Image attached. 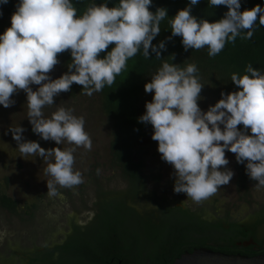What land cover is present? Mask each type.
Segmentation results:
<instances>
[{
    "label": "clouds",
    "instance_id": "9594fccd",
    "mask_svg": "<svg viewBox=\"0 0 264 264\" xmlns=\"http://www.w3.org/2000/svg\"><path fill=\"white\" fill-rule=\"evenodd\" d=\"M200 2L189 0L169 21L167 40L181 37L185 51L207 48L214 58L226 44L234 45L238 37L252 40L264 26V7L259 4L241 11V0H208L209 6L227 8L223 18L209 22L191 14ZM8 3L0 0V6ZM109 3L93 2L78 15L74 0H18L11 26L0 34V106H14L12 97L25 92L32 133L56 145H74L46 150L38 142L25 141V128L8 130L21 158L39 157L47 163L44 172L51 177L47 182L51 197L58 195L57 186L83 183L82 173L74 171V153L80 147L91 151L92 140L85 119L73 110L58 107L45 118L43 109L55 105V98L73 84L82 86L87 96L111 87L141 50L145 59H150V50L162 59L166 50L164 41L152 43L168 17L166 8L150 11L153 0H118L112 7ZM65 52L71 56L68 71L53 79L49 74L60 63L58 54ZM198 73L196 64L163 62L144 86L145 93L154 95L139 122L152 126L151 139L158 142L161 159L174 169V193L200 204L228 185L234 172L227 167L226 152L245 165L246 175L258 182L257 189L264 188V70L249 63L243 75L233 72L230 79L237 90L221 92V99L206 112L198 104L204 88ZM33 85L39 87L33 91ZM3 235L0 232V238Z\"/></svg>",
    "mask_w": 264,
    "mask_h": 264
},
{
    "label": "trees",
    "instance_id": "16d2710c",
    "mask_svg": "<svg viewBox=\"0 0 264 264\" xmlns=\"http://www.w3.org/2000/svg\"><path fill=\"white\" fill-rule=\"evenodd\" d=\"M93 2L99 5L105 0H74L78 15ZM17 3L18 0H9L5 6L15 12ZM117 3L118 0H111L109 7ZM188 3L189 0H153L150 11L155 12L160 7L168 10V17L160 25L161 33L152 42L153 45L165 42L162 59H156L151 50L150 59H145L141 50L127 62L115 83L98 93L101 111L113 129L111 163L127 181V188L118 193H101L94 218L83 225L71 220L61 241L42 248L13 250L3 264H172L183 253L204 247L227 255L264 254V206L253 211L247 219L235 221L227 214L210 217L204 211L169 206L155 192L147 191L137 147L145 139L149 125L140 123L139 117L146 94L144 86L162 63L181 67L196 64L200 80L225 84L230 93L237 90L230 79L233 72L243 75L249 63L264 70V26L256 31L252 40L238 37L234 45L226 44L214 58L208 56L207 48L185 51L181 37L167 40L171 36L170 19ZM257 4L264 7V0H241V11ZM226 11L225 6L214 8L208 5V0H201L193 6L191 14L215 22L223 18ZM10 26L9 22L5 30ZM58 60L63 68L62 76L68 71L70 53L58 54ZM68 93L84 94L82 86L76 84ZM232 155L235 187L237 191L246 192L248 185L258 182L246 175L245 165L238 164L235 154ZM0 208L12 215L18 213V204L4 194L0 195ZM31 210L25 209V215H32ZM249 241L255 245L244 247Z\"/></svg>",
    "mask_w": 264,
    "mask_h": 264
},
{
    "label": "rangeland",
    "instance_id": "374dc122",
    "mask_svg": "<svg viewBox=\"0 0 264 264\" xmlns=\"http://www.w3.org/2000/svg\"><path fill=\"white\" fill-rule=\"evenodd\" d=\"M0 11L3 13L0 15V33H3L14 10L3 5ZM62 73L63 68L57 64L49 75L56 79ZM200 83L204 85L198 101L202 111L206 112L210 106H214L221 99V92L230 93L225 84L205 79L200 80ZM31 87L35 91L39 86ZM153 95L145 94L140 116L145 113V104L152 101ZM12 99L15 100L14 106L7 109L0 106V195L4 194L14 200L18 204V213L12 215L0 208V232L4 233L0 238V264L13 250L42 248L61 241L71 220L83 225L94 218L101 193H118L127 188V181L111 163L113 129L101 111L98 93L87 96L62 92L55 98V105L43 109L45 118H50L58 107L73 110L75 116L85 119V131L92 140L91 151L80 147L74 153V171L82 173L83 183L72 188L57 186L58 195L55 197L47 195V182L51 179L44 172L47 163L39 157H28L29 160L21 158L17 142L8 130L17 126L25 128L22 134L25 141L38 142L46 150L56 147L63 150L74 145H56L53 141H44L33 134L27 116L26 93L20 91ZM152 135L153 129L149 125L145 139L137 147L142 174L147 183V191L155 192L169 206L204 211L210 217H223L227 214L235 221L247 219L253 211L264 206V188L257 189L250 184L246 192L237 191L234 158L230 152H226V158L230 161L227 167L234 172L233 179L228 185L220 186L212 197L197 204L184 193H174V169L161 159L157 150L158 142L151 139ZM27 208L32 209V215H25Z\"/></svg>",
    "mask_w": 264,
    "mask_h": 264
},
{
    "label": "water",
    "instance_id": "95a60500",
    "mask_svg": "<svg viewBox=\"0 0 264 264\" xmlns=\"http://www.w3.org/2000/svg\"><path fill=\"white\" fill-rule=\"evenodd\" d=\"M244 247L254 246L253 241L243 244ZM172 264H264V254L252 257L242 255H227L209 248H197L192 252H185Z\"/></svg>",
    "mask_w": 264,
    "mask_h": 264
},
{
    "label": "flooded vegetation",
    "instance_id": "af4514ba",
    "mask_svg": "<svg viewBox=\"0 0 264 264\" xmlns=\"http://www.w3.org/2000/svg\"><path fill=\"white\" fill-rule=\"evenodd\" d=\"M183 208V207H182ZM95 214H96V212H95Z\"/></svg>",
    "mask_w": 264,
    "mask_h": 264
}]
</instances>
